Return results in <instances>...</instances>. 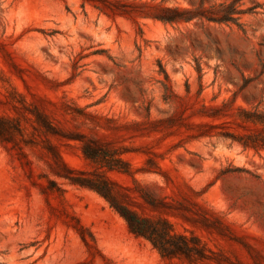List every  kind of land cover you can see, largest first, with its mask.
<instances>
[{
    "label": "rangeland",
    "instance_id": "1",
    "mask_svg": "<svg viewBox=\"0 0 264 264\" xmlns=\"http://www.w3.org/2000/svg\"><path fill=\"white\" fill-rule=\"evenodd\" d=\"M94 1L0 0V264H264V149L216 136L259 132L195 137L204 106L264 109V0ZM166 8L203 16L171 23ZM63 175L106 180L207 258L163 257Z\"/></svg>",
    "mask_w": 264,
    "mask_h": 264
},
{
    "label": "trees",
    "instance_id": "2",
    "mask_svg": "<svg viewBox=\"0 0 264 264\" xmlns=\"http://www.w3.org/2000/svg\"><path fill=\"white\" fill-rule=\"evenodd\" d=\"M85 2H91L95 5L94 0H84ZM97 6V5H95ZM99 8V7H98ZM167 13L173 14V16L163 17L161 20L167 22H179L181 20L190 21L193 17H182L184 14L190 16H203L199 15L195 11L182 10L180 8L168 9ZM197 14V15H196ZM230 13L218 19H210L218 22L233 21L230 17ZM262 71L264 72V60L260 63ZM198 71H201L198 66ZM161 73L165 75V82H161L164 90V101L169 102L170 98L174 96L172 88L169 84V77L167 73L161 69ZM250 81H247L242 87L244 89ZM187 92H189V86H187ZM233 101L223 102L220 106H204L202 109L200 118H207L210 121L200 122L196 127L200 130L196 138H202L212 136L211 132L205 129H217L219 127H226L227 125H235L244 130H254L259 132L258 135L243 134L238 132L226 131L223 133H216V136H220L226 140H231L232 143L241 145L244 149H264V109L260 110L259 106L253 109H248L243 106H234ZM147 117H150V107H145ZM230 119V120H228ZM220 120L221 123L214 124V121ZM172 121V120H170ZM163 123L161 121L150 122L151 125H158ZM141 127L140 123H133L131 126ZM5 127L3 122L0 121V132L4 131ZM1 134V133H0ZM83 152L86 157L102 161L109 168H118L123 173H129V166L116 159L114 155L104 152L97 146L91 143H84ZM62 178L66 179L70 184L89 188L100 194L105 198L110 205L120 214V216L126 221L129 230L138 237L148 239L155 248L159 250L163 257L175 258L185 256L189 259L204 260L207 258L204 251L199 248L194 239H188L185 236L176 235L173 232L172 227L167 221H152L146 218L140 217L137 213L129 209L128 207L119 203L115 197L113 189L106 180L99 178L98 180L84 179L81 177H74L71 175H63ZM193 241V245L190 244ZM197 246V247H196Z\"/></svg>",
    "mask_w": 264,
    "mask_h": 264
}]
</instances>
